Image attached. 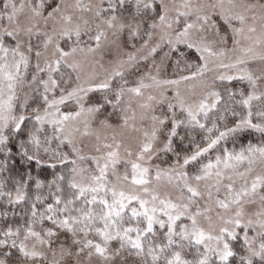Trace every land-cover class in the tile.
Listing matches in <instances>:
<instances>
[{"label": "snow or ice", "instance_id": "1", "mask_svg": "<svg viewBox=\"0 0 264 264\" xmlns=\"http://www.w3.org/2000/svg\"><path fill=\"white\" fill-rule=\"evenodd\" d=\"M0 264H264V0H0Z\"/></svg>", "mask_w": 264, "mask_h": 264}]
</instances>
